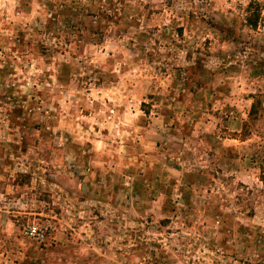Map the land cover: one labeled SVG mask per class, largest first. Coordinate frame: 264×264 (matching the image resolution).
<instances>
[{"label": "rangeland", "instance_id": "rangeland-1", "mask_svg": "<svg viewBox=\"0 0 264 264\" xmlns=\"http://www.w3.org/2000/svg\"><path fill=\"white\" fill-rule=\"evenodd\" d=\"M48 1L0 0V264H264V0Z\"/></svg>", "mask_w": 264, "mask_h": 264}, {"label": "trees", "instance_id": "trees-1", "mask_svg": "<svg viewBox=\"0 0 264 264\" xmlns=\"http://www.w3.org/2000/svg\"><path fill=\"white\" fill-rule=\"evenodd\" d=\"M57 5H58V7H61V9L64 6H65L64 8H69V9H65L64 11L61 9H57V10L53 11L54 4L52 2H49L48 0H46V2L44 3L43 10H42L43 16H44L43 17L44 18L43 23L40 27H34V28L49 31V30H51L50 27H51V25H53V22L56 20L57 15L64 14L67 16V18H70L69 14L72 11L71 9H73V7L72 6L67 7V5H64V4H57ZM252 5H253V3H250L249 7H252ZM48 10H50V11H48ZM255 10L256 11H250V12L248 10V15L245 18L246 25H249L250 27H256L257 23L259 21V18H260L259 9L255 7ZM47 13H49L48 17H47ZM183 79L187 83L188 78L186 77V75H184ZM255 114H256V112H255V109L253 106L252 111H250L249 115L251 116V115H255ZM244 125H246V123Z\"/></svg>", "mask_w": 264, "mask_h": 264}, {"label": "built area", "instance_id": "built-area-1", "mask_svg": "<svg viewBox=\"0 0 264 264\" xmlns=\"http://www.w3.org/2000/svg\"><path fill=\"white\" fill-rule=\"evenodd\" d=\"M22 233L25 237L35 239L42 242L46 238L45 231H43L37 224L31 223L22 227Z\"/></svg>", "mask_w": 264, "mask_h": 264}]
</instances>
